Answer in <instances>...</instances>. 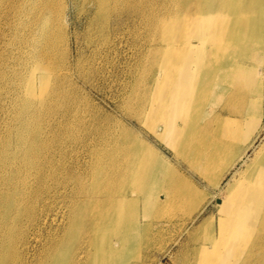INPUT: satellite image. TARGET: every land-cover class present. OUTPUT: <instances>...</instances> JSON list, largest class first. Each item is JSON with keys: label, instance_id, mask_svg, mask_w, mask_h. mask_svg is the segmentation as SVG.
Returning a JSON list of instances; mask_svg holds the SVG:
<instances>
[{"label": "bare ground", "instance_id": "1", "mask_svg": "<svg viewBox=\"0 0 264 264\" xmlns=\"http://www.w3.org/2000/svg\"><path fill=\"white\" fill-rule=\"evenodd\" d=\"M256 2V14L248 16L244 12L242 32L232 34L220 31L230 25V17L219 18L220 13L207 5L208 0H201L197 21L185 32L160 41L162 53L152 82L148 81L145 88L139 85L136 99L130 100L134 102L130 113L146 129L167 140L177 159L188 161L216 187L244 160L264 131V101L261 104L259 96L250 100L242 126L240 121L226 124L213 109L204 116L219 88V92L230 89L234 84L230 76L239 70L253 74V91L264 88V65L252 64L256 61L249 55L255 47L264 46V0ZM39 3L42 11L52 7L49 0ZM144 7L140 4L132 14L145 15ZM230 13H234V6ZM33 16L37 17L36 10ZM42 21L44 28L39 35H46L49 23ZM206 45L211 60L201 67ZM247 64L254 68L246 71ZM28 90L32 94L31 84ZM258 105L261 112L257 115L254 110ZM44 116L42 133L20 139L9 150L6 142L0 156V264H57L64 244L73 240V228L80 240L71 264H85L88 258L98 264H127L129 247L143 226L146 237L151 228L171 224L178 207L189 199L194 209L205 204L200 197L196 201L193 181L167 166L139 139L134 141L132 137V144L122 137L126 134L113 136L110 128L99 126L96 138L88 122L66 115L60 119L59 112L51 107ZM78 124L89 129L86 135L76 133ZM212 134L222 142L212 139ZM262 138L218 198L219 215L208 223L213 229L207 228L203 242L194 247L198 264H232L230 258L235 252L241 253L234 246L240 240L260 244V264H264ZM73 152L88 156L93 164L92 176L101 179L99 184H86L87 174L77 170V162L68 160ZM49 221L55 226L41 234ZM155 233L159 234L157 230ZM207 242L211 244L202 245Z\"/></svg>", "mask_w": 264, "mask_h": 264}, {"label": "rangeland", "instance_id": "2", "mask_svg": "<svg viewBox=\"0 0 264 264\" xmlns=\"http://www.w3.org/2000/svg\"><path fill=\"white\" fill-rule=\"evenodd\" d=\"M39 1L0 0V156L6 142H9V150L17 146L20 139L42 133L41 121L50 107L59 112L60 119L66 115L88 122L96 138L99 126L100 129L110 128L113 136L126 134L122 137L132 144V137L134 141L139 139L161 156L167 166L175 167L184 178L193 181L196 201L200 197L205 204L194 209L193 200L189 199L178 207L171 224L151 228L146 237L143 226L129 247L127 264H198L194 247L198 246L197 242H203L207 228L213 229L208 223L219 215L217 199L224 195L228 181L263 141L264 131L244 160L228 171L221 185L216 187L202 178L188 161L177 159L167 140L146 129L129 109L139 85L145 88L148 81L152 82L162 53L160 41L189 29L200 16L201 0H49L52 7L44 11ZM140 4H145V15L132 14ZM207 5L220 13L219 18L230 17V25L220 31L232 34L243 30L241 15L244 12H248V16L255 15L257 9L256 0H208ZM232 6L233 14L230 13ZM35 10L37 17L33 16ZM42 19L49 23L46 35H39L44 28ZM208 46L202 52L201 67L211 60ZM249 55L255 58L252 64L264 65V46L255 47ZM252 64H247L248 70H245L254 68ZM230 78L234 80L233 86L226 92H219V88L220 94L213 97L204 116H209L213 109L226 124L240 121L242 126L250 100L259 96V102L264 101V88L253 91L256 86L252 84L253 74L244 70ZM29 84L33 86L32 94ZM258 108L259 105L254 110L257 115L261 112ZM88 128L78 124L75 131L86 135ZM211 138L222 142L214 134ZM22 153L21 150L20 156ZM68 160L77 162V170L87 174V185L99 184L101 179L92 176L94 169L88 156L73 152ZM58 213L59 221L61 211ZM54 226L55 222L49 221L42 227L41 234ZM72 234L73 240L64 244L57 264L73 261L79 245L76 228L72 229ZM238 243L234 246L240 248L241 253L235 252L230 258L232 264L262 262L260 244L248 240ZM249 253L254 254L248 257ZM85 264L98 263L88 258Z\"/></svg>", "mask_w": 264, "mask_h": 264}, {"label": "water", "instance_id": "3", "mask_svg": "<svg viewBox=\"0 0 264 264\" xmlns=\"http://www.w3.org/2000/svg\"><path fill=\"white\" fill-rule=\"evenodd\" d=\"M217 201L219 202V201H220V199H217Z\"/></svg>", "mask_w": 264, "mask_h": 264}]
</instances>
